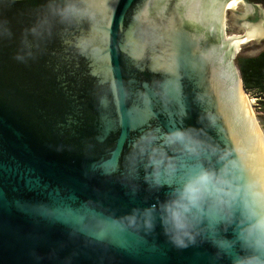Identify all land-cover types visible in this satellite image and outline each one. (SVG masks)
<instances>
[{
	"label": "water",
	"instance_id": "1",
	"mask_svg": "<svg viewBox=\"0 0 264 264\" xmlns=\"http://www.w3.org/2000/svg\"><path fill=\"white\" fill-rule=\"evenodd\" d=\"M226 1L0 0V264H230L140 212L171 191L144 183L149 155L161 183L223 160L239 199L264 198V131L235 61L264 28L225 38ZM176 130L195 154L164 140Z\"/></svg>",
	"mask_w": 264,
	"mask_h": 264
},
{
	"label": "clouds",
	"instance_id": "2",
	"mask_svg": "<svg viewBox=\"0 0 264 264\" xmlns=\"http://www.w3.org/2000/svg\"><path fill=\"white\" fill-rule=\"evenodd\" d=\"M148 139L141 137V141L133 145V161L137 154L144 155L145 150L140 145ZM164 140L169 144L182 143L193 154L201 146L187 130L166 133ZM148 160L153 171H146L144 183L152 190L167 186L171 191L164 200L140 210L147 229H154L158 220L163 235L177 249L195 246L198 241L206 242L216 249L217 258L230 257V264H264V198L255 202L239 199L225 161L220 160L219 167L199 166L186 172L178 183L176 169L170 167L166 172L169 179L161 183L151 155ZM229 228L232 239L219 235ZM237 245L240 251L233 253Z\"/></svg>",
	"mask_w": 264,
	"mask_h": 264
},
{
	"label": "trees",
	"instance_id": "3",
	"mask_svg": "<svg viewBox=\"0 0 264 264\" xmlns=\"http://www.w3.org/2000/svg\"><path fill=\"white\" fill-rule=\"evenodd\" d=\"M236 63L245 90L257 98L258 121L264 131V51L252 57L238 58Z\"/></svg>",
	"mask_w": 264,
	"mask_h": 264
},
{
	"label": "flooded vegetation",
	"instance_id": "4",
	"mask_svg": "<svg viewBox=\"0 0 264 264\" xmlns=\"http://www.w3.org/2000/svg\"><path fill=\"white\" fill-rule=\"evenodd\" d=\"M234 2L233 7H229V4ZM226 13L236 12L241 15L242 19H237L236 23L239 27L251 25L252 23L259 22L261 27L264 28V0H227L224 4ZM239 8L240 11H236ZM244 25V26H243Z\"/></svg>",
	"mask_w": 264,
	"mask_h": 264
},
{
	"label": "rangeland",
	"instance_id": "5",
	"mask_svg": "<svg viewBox=\"0 0 264 264\" xmlns=\"http://www.w3.org/2000/svg\"><path fill=\"white\" fill-rule=\"evenodd\" d=\"M224 35L225 38L240 37L242 35V28L239 27V25H237L236 21L233 19L232 12L226 13L224 16ZM239 50L240 47H238V52L236 53L235 61H237L238 58L252 57L264 51V42L259 48H257L255 51L252 52L239 54ZM247 100L248 103L250 104L252 112L254 113L256 119L258 120L259 108L257 104V98L255 97V95L247 92Z\"/></svg>",
	"mask_w": 264,
	"mask_h": 264
},
{
	"label": "snow or ice",
	"instance_id": "6",
	"mask_svg": "<svg viewBox=\"0 0 264 264\" xmlns=\"http://www.w3.org/2000/svg\"><path fill=\"white\" fill-rule=\"evenodd\" d=\"M110 131H112V129H111V128H107V129L105 130V134H107V133L110 132ZM100 139H101V140L104 139V136L102 135V136L100 137ZM125 139H127V138L125 137ZM45 214H47V213L45 212Z\"/></svg>",
	"mask_w": 264,
	"mask_h": 264
},
{
	"label": "bare ground",
	"instance_id": "7",
	"mask_svg": "<svg viewBox=\"0 0 264 264\" xmlns=\"http://www.w3.org/2000/svg\"><path fill=\"white\" fill-rule=\"evenodd\" d=\"M235 39H237V37H234V40H235ZM234 40H233V41H234Z\"/></svg>",
	"mask_w": 264,
	"mask_h": 264
}]
</instances>
